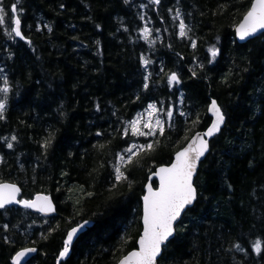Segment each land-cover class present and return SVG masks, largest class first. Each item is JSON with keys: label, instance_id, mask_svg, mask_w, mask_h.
<instances>
[{"label": "trees", "instance_id": "obj_1", "mask_svg": "<svg viewBox=\"0 0 264 264\" xmlns=\"http://www.w3.org/2000/svg\"><path fill=\"white\" fill-rule=\"evenodd\" d=\"M252 2L0 0V88L4 77L10 88L0 119V182L19 184L21 199L44 193L57 205L52 216L0 209V264H15L26 247L37 248L26 264H117L137 247L150 174L209 127L212 99L226 122L199 168L198 198L159 264H264V33L245 43L235 33ZM14 3L25 39L7 35ZM172 73L179 83H169ZM150 103L173 111L171 127L167 121L117 182V155L132 141L149 142L125 137V122ZM85 221L60 257L68 231Z\"/></svg>", "mask_w": 264, "mask_h": 264}, {"label": "snow or ice", "instance_id": "obj_2", "mask_svg": "<svg viewBox=\"0 0 264 264\" xmlns=\"http://www.w3.org/2000/svg\"><path fill=\"white\" fill-rule=\"evenodd\" d=\"M160 0H153V3L158 4ZM11 12H17L16 4L11 6ZM5 11L0 7V26L5 24ZM177 17L180 13L177 12ZM21 21L18 16L10 18L7 35L14 36L20 39H25L21 32ZM187 25L181 19L179 23V35L187 36ZM264 30V0H255L251 10L244 16L243 21L237 28V35L240 40L252 36L258 31ZM151 35V29L145 27L143 29V38L148 40ZM154 43V41H151ZM195 47V43L192 45ZM213 58L218 54L217 49H210ZM144 66L147 67L151 63L148 59H143ZM194 74V73H193ZM148 77H145L147 81ZM179 83V78L175 73L169 76V83ZM3 87L0 88V93L4 94L0 98V119L3 118V113L6 109V94L10 91L8 80L3 78ZM144 88H148L147 82ZM210 111L214 114L215 120L204 133H195L188 141L187 145L178 151L175 155V160L169 167H160L154 173L159 180V187L153 188L152 184L147 185V194L143 197V234L138 240V250L132 251L126 255L119 264H156V259L161 253L162 245L173 235L174 224L181 216L184 210L193 204L196 199V189L192 183V177L197 167V162L208 150V141L205 137H211L214 133L219 132L221 125L224 122V116L220 108L213 100L211 102ZM145 116L147 118H145ZM164 118H161V117ZM173 111H165L158 109L155 103L147 105L145 112L137 114V116L129 121H126L123 134L127 137L129 134L133 137H155L158 134L163 135L165 131V122L168 121V126L171 127ZM154 118V119H153ZM11 140H16L15 136ZM48 141H45L44 146L47 147ZM12 144L8 143L7 147L12 148ZM153 148V143L136 144L131 143L124 149L122 153L117 155V162L114 165L115 180L117 182L122 179H127L125 173L121 170L122 167L130 163L136 155L141 151L150 150ZM20 188L15 184H7L0 182V209L11 204H22L26 208L35 209L41 213L47 214L55 211V208L47 196L37 195L34 200L18 199ZM87 221H85V224ZM7 227V225H5ZM84 224L78 227H73L67 233L66 241L63 250L59 253L60 257H66L70 251L72 242L76 234ZM253 250L259 254L262 247V242L256 240L253 242ZM237 250L243 251L241 245H235ZM35 248H25L16 254V264L28 254L35 252Z\"/></svg>", "mask_w": 264, "mask_h": 264}, {"label": "water", "instance_id": "obj_3", "mask_svg": "<svg viewBox=\"0 0 264 264\" xmlns=\"http://www.w3.org/2000/svg\"><path fill=\"white\" fill-rule=\"evenodd\" d=\"M253 3H255V0H253L252 4H253ZM252 4H251V6H252ZM250 10H251V7H250V9H249L248 11H250ZM246 14H247V13H246ZM246 14H245V15H246ZM15 16H18L17 12L15 13ZM243 18H244V17H243ZM243 18H242V20L240 21V23L243 21ZM19 19H20V18H19ZM20 21H21V20H20ZM240 23H239V24H240ZM239 24L237 25V27H236V29H235L236 39H237V41H238L239 43H245V42H247L248 40L253 39V38H255V37L261 35L262 33H264V30H261V31H258V32L255 33V34H253L252 36L246 38L245 40H240L239 37H238V35H237V28H238ZM20 27H21V32H22V22H21ZM22 35H23V34H22ZM213 100L216 102V104H217L218 107L220 108L221 112L223 113L222 108H221V106L219 105L218 101H217L216 99H212L211 102H212ZM210 109H211V103L209 104V107H208V113H209V115H210L211 118H212V121H211V124H212V123L214 122V120H215V116H214V114L210 111ZM223 116H224V114H223ZM225 122H226V118H225V116H224V122H223V124L221 125V128H220L219 132L214 133L211 137H205V139H207V141H208V150L206 151V153L204 154V156H202V157L200 158V160L197 162V167H196V169H195V173H194V175H193V177H192V183H193L194 188L196 189V199H195V201L193 202V204H191L190 206H188V207L184 210V212L181 213V216H180V217L178 218V220L175 222V224H174L173 235L170 236V237L168 238V240L162 245V247H161V253H160V255H159V256L157 257V259H156V264H159V259H160V257H161L162 254H163L164 247L169 243V241H170L171 239H173V238L175 237L176 232H177V225H178L179 222L182 220L184 214L186 213V211H187L189 208H191V207L195 204V202H196V200H197V198H198V189H197V187H196L195 181H196V177H197L198 172H199V168H200V166H201V163L205 160L207 154L209 153V151H210V149H211V141H212V139H213L215 136H217V135L221 132L222 128H223L224 125H225ZM211 124L209 125V127L211 126ZM209 127H208V128H209ZM208 128H207V129H208ZM207 129H205V130H203V131H198V132H199V133H204V132L207 131ZM196 133H197V132H196ZM191 138H192V137H191ZM191 138H190V139H191ZM187 143H188V142H187ZM186 145H187V144H186ZM186 145H185V146H186ZM185 146H184V147H185ZM184 147H183V148H184ZM180 150H181V149H180ZM180 150H179V151H180ZM176 153H177V152H176ZM176 153L174 154L173 161H172L170 164H167V165H161V166L157 167L156 170H155L152 174H150V176H149V180H148V182H147V184H146V186H145V194L143 195V197L147 194V185H148L149 183L152 184V186H153L154 189L159 187V180H158V177H156V176L154 175V173H156V172L159 170L160 167H169V166H171V164H172V163L174 162V160H175V155H176ZM154 180H157V182H158V186H157V187H154V185H153V181H154ZM3 183H7V184H15V185H17V186L20 188V190H21V191H20V195H19L17 198H18V199H21L20 196H21L22 189H21V186H20L19 184H17V183H13V182H7V181H6V182H3ZM37 195H42V196H47V197H49L50 200H51V202H52V204H53V206H54V208H55V211L50 212V213H47V214H44V213H41V212H39V211H37V210H35V209H30V208H29V209L32 210L33 212L40 213V214H42V215H46V216L55 215V214L57 213V205H56V203H55L53 197L50 196V195L44 194V193H39V194H37ZM37 195H35L32 199H29V200H30V201H31V200H34V199L36 198ZM143 197H142V225H143V214H144V213H143V208H144ZM12 206H20V207H24L22 204H11V205H7L6 207H12ZM6 207H5V208H6ZM5 208H3V209H5ZM24 208H26V207H24ZM81 224H84V227L78 231V233L76 234V236H75L74 239H73V242H75V241L77 240V238H78L82 233H84L85 230H86V228H87V223L85 224V222H83V223H81ZM81 224H79V225H81ZM79 225H77V226H75V227H78ZM143 228H144V225H143ZM142 234H143V229H142V232H141L140 237L142 236ZM140 237H139V238H140ZM139 238H138V240H139ZM138 240H137V247H136L135 249L129 251L126 255H128V254L131 253L132 251L138 250V247H139V245H138ZM26 248H35L36 251L33 252V253L28 254L25 258H23V259L20 261V264H26V263H28V262H29V261H30V260H31V259L37 254V248H36V247H26ZM23 249H25V248H23ZM23 249H21V250H23ZM21 250H19V251H21ZM19 251H18V252H19ZM16 254H17V253H16ZM16 254L14 255V258H13L15 264H16V259H15ZM126 255H124V256L119 260V262H120V261H121ZM119 262H118L117 264H119Z\"/></svg>", "mask_w": 264, "mask_h": 264}, {"label": "rangeland", "instance_id": "obj_4", "mask_svg": "<svg viewBox=\"0 0 264 264\" xmlns=\"http://www.w3.org/2000/svg\"><path fill=\"white\" fill-rule=\"evenodd\" d=\"M158 108V107H157ZM158 109H160V108H158ZM146 110V109H145ZM145 110H143V111H141V112H139V113H142V112H145ZM138 113V114H139ZM137 116V115H136ZM145 118H147L146 116H145ZM161 118H164L163 116L161 117ZM154 119V118H153ZM166 123H167V120H166V122H165V125H166ZM138 137H142V136H138ZM146 138V137H145ZM153 137H147L146 139H148L149 140V142H143V143H141V142H139V141H132L131 143H136V144H146V143H150L151 141V139H152ZM130 143V144H131ZM123 152V151H122ZM121 152V153H122ZM117 160V159H116Z\"/></svg>", "mask_w": 264, "mask_h": 264}]
</instances>
